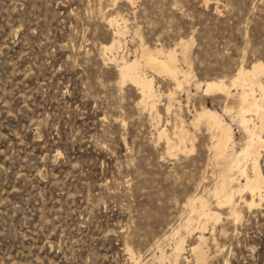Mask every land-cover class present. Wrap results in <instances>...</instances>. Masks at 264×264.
I'll list each match as a JSON object with an SVG mask.
<instances>
[{"label":"rangeland","instance_id":"rangeland-1","mask_svg":"<svg viewBox=\"0 0 264 264\" xmlns=\"http://www.w3.org/2000/svg\"><path fill=\"white\" fill-rule=\"evenodd\" d=\"M174 48L182 88L144 66L160 97L141 103L122 58ZM259 61L264 0H0V264H162L180 238V262L163 264H198L188 202L201 196L221 215L205 231L208 264H264V200L239 193V220L217 206L227 163L214 131L191 124L203 106L224 111L240 150L246 134L224 114L237 97L197 85ZM182 121L191 140L170 150L160 132L175 145Z\"/></svg>","mask_w":264,"mask_h":264},{"label":"bare ground","instance_id":"bare-ground-1","mask_svg":"<svg viewBox=\"0 0 264 264\" xmlns=\"http://www.w3.org/2000/svg\"><path fill=\"white\" fill-rule=\"evenodd\" d=\"M111 22L113 23L114 20H111ZM118 30L121 29L118 28ZM181 45L183 46V50L188 47V43L184 41ZM120 47V41H114L111 45H105L102 50H104V53H111ZM140 59L126 60L122 58L121 66H119L122 83L124 84L130 81L137 85L143 98L141 103L147 104L148 102H154L153 107H156L155 103L158 101L160 95L156 89L154 78H150L142 67H149L160 74L170 76L174 79L177 88H182L183 85L180 75L186 78L187 75H189L188 71H184L180 68L177 50L175 48L171 50L160 49L154 51L146 49L143 50ZM114 60H117V58L114 57ZM197 89H202L205 96L224 95L227 97V100L237 97V106H233L234 104L232 106L227 104L226 108H224L226 112L224 114L234 115L235 113L232 118H237L239 122L238 126H241L246 134L247 140L243 144V147L241 146L242 148L240 150H236L235 148L237 139L235 138L231 123L229 124L226 122L222 115L224 111L221 114L210 107L203 106L200 110H196L194 120L191 124L195 126L205 124L210 130L214 131L215 142L213 148L215 150V158L217 160L226 161L227 166H225L226 171L224 170L225 172H222L223 174L213 193L217 200V206L220 209L228 207L231 214L239 220L241 214L238 213L239 204L236 202V196L239 193L243 191L250 192L252 199L250 201L244 199L249 206H254L256 204V198L260 200V203L264 200V171L261 166V159H264V62H256L250 68H240L229 82L224 79L211 80L198 84ZM232 91L237 92L233 93ZM174 94L175 92H170V98H172ZM227 100L226 102H228ZM183 124L184 122L182 121L179 130L180 139L175 145H172L169 141L165 130L160 132V135L168 139L170 150L173 148L181 150L183 149V144L188 139L191 140L190 132ZM242 180L245 181V183H242ZM235 185H237V187ZM198 203L200 207L197 206L199 205ZM207 203V200L202 196L192 198L188 202V206H191L192 212H197L198 221L195 220V223H197L198 228L202 230L198 237V245L192 247L193 255L198 264H208L209 255L204 249V245L207 242L205 231L210 222H218L221 219L220 213L213 211ZM195 223L193 219H188L185 224L180 226L185 230L187 229L192 235L193 231H195ZM180 233L177 232L176 235ZM174 247L171 256H167L165 252H162L160 257V262H162V264L164 260H170L172 257L175 263L178 261L180 262L179 259L182 257L183 252L186 251L184 238H180ZM140 263V259L134 258L133 264Z\"/></svg>","mask_w":264,"mask_h":264}]
</instances>
